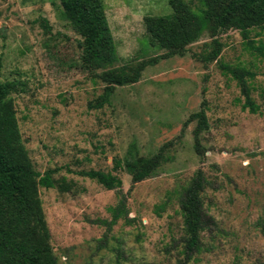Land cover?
I'll return each instance as SVG.
<instances>
[{
  "label": "rangeland",
  "instance_id": "rangeland-1",
  "mask_svg": "<svg viewBox=\"0 0 264 264\" xmlns=\"http://www.w3.org/2000/svg\"><path fill=\"white\" fill-rule=\"evenodd\" d=\"M119 56L117 66L151 61L141 79L115 88L102 109L89 108L105 84L80 67V36L62 19L61 0H0V78L18 81L12 94L21 139L34 169L56 170L55 188L40 199L58 264H183L186 237L180 195L201 170L209 226L208 249L189 264H264V57L254 55L239 30L205 31L183 56L165 57L152 44L146 16L188 18L201 0H103ZM260 33V35H257ZM264 44V31L251 33ZM220 48L213 61L209 55ZM222 64L255 73L257 114ZM208 129L195 150L200 111ZM165 161L154 176L133 184L116 159ZM82 171L117 175L127 195L128 224L108 231L120 196Z\"/></svg>",
  "mask_w": 264,
  "mask_h": 264
},
{
  "label": "trees",
  "instance_id": "trees-1",
  "mask_svg": "<svg viewBox=\"0 0 264 264\" xmlns=\"http://www.w3.org/2000/svg\"><path fill=\"white\" fill-rule=\"evenodd\" d=\"M201 3L199 11L184 20L174 14L145 17L147 34L152 44L166 50L165 57L183 56L187 47L197 42L207 30L215 34L231 29L241 32L247 48L254 55L264 57V44L256 45L251 39L254 30L264 31V0H201ZM60 8L62 19L80 36V67L105 84L104 93L89 105L91 109H102L110 104L115 88L137 83L151 61L135 66H117V45L103 0H61ZM220 50L216 48L207 60H215ZM222 69L237 82L244 98L239 99L242 109L257 114L259 106L252 98L251 85L255 73L241 65L222 64ZM18 92V81L4 82L0 78V264H58L39 193L40 188H55L53 175L56 170L41 174L34 169L22 143L12 98V94ZM195 119L198 120L194 132L195 150L203 156L200 134L209 126L206 113L202 110L189 120ZM129 152L133 157L116 159L115 169L126 170L132 176L133 184L154 176L165 161L163 150L150 158L134 156L135 145ZM79 174L95 180L107 190L118 192V204L109 209L112 219L102 222L109 232L120 220L128 224L134 222L128 218L127 195L117 175L103 171H82ZM207 184L204 173L199 170L180 195L186 232L183 264L196 262V256L208 250L202 241V234L210 224L203 199ZM261 225L264 230V222Z\"/></svg>",
  "mask_w": 264,
  "mask_h": 264
}]
</instances>
